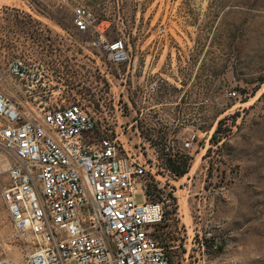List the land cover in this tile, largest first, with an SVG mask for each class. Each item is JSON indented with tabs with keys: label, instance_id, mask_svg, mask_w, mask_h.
<instances>
[{
	"label": "rangeland",
	"instance_id": "1",
	"mask_svg": "<svg viewBox=\"0 0 264 264\" xmlns=\"http://www.w3.org/2000/svg\"><path fill=\"white\" fill-rule=\"evenodd\" d=\"M71 1L0 0V62L37 61L55 97L91 106L144 160L173 264H264V0H77L128 41L124 74L107 78ZM11 232L0 201V244L18 262Z\"/></svg>",
	"mask_w": 264,
	"mask_h": 264
},
{
	"label": "built area",
	"instance_id": "2",
	"mask_svg": "<svg viewBox=\"0 0 264 264\" xmlns=\"http://www.w3.org/2000/svg\"><path fill=\"white\" fill-rule=\"evenodd\" d=\"M69 9L100 72L107 78L113 67L122 77L128 41L108 36V21L77 0ZM49 77L37 61L0 62V201L7 240L23 251L16 262L0 244V264H173L156 233L163 206L145 188L144 160L98 126L91 106L55 97L59 86ZM223 93L239 96L232 86Z\"/></svg>",
	"mask_w": 264,
	"mask_h": 264
},
{
	"label": "trees",
	"instance_id": "3",
	"mask_svg": "<svg viewBox=\"0 0 264 264\" xmlns=\"http://www.w3.org/2000/svg\"><path fill=\"white\" fill-rule=\"evenodd\" d=\"M183 171H184V169H182L181 167L180 168L178 166L174 167V172H176V173H181Z\"/></svg>",
	"mask_w": 264,
	"mask_h": 264
},
{
	"label": "bare ground",
	"instance_id": "4",
	"mask_svg": "<svg viewBox=\"0 0 264 264\" xmlns=\"http://www.w3.org/2000/svg\"><path fill=\"white\" fill-rule=\"evenodd\" d=\"M3 1V0H2ZM7 3V2H6Z\"/></svg>",
	"mask_w": 264,
	"mask_h": 264
}]
</instances>
